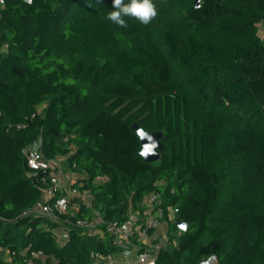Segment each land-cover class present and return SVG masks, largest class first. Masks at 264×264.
Masks as SVG:
<instances>
[{"label": "trees", "instance_id": "trees-1", "mask_svg": "<svg viewBox=\"0 0 264 264\" xmlns=\"http://www.w3.org/2000/svg\"><path fill=\"white\" fill-rule=\"evenodd\" d=\"M153 2L157 17L127 28L106 19L112 0L0 5V264H98L117 249L73 225L91 209L122 225L150 193L176 242L155 264H264V0ZM134 124L163 132L158 162ZM35 145L93 197L62 216L64 243L31 212L45 187Z\"/></svg>", "mask_w": 264, "mask_h": 264}, {"label": "built area", "instance_id": "built-area-1", "mask_svg": "<svg viewBox=\"0 0 264 264\" xmlns=\"http://www.w3.org/2000/svg\"><path fill=\"white\" fill-rule=\"evenodd\" d=\"M3 4L4 0H0V5ZM26 160L31 170L41 173L40 180L45 185L42 199L34 206L32 214L47 217L58 225H64L68 221L62 219V216L71 212L73 200H77L78 205L85 204L86 207H91L93 197L89 191L81 190L72 183L68 188L63 185L64 169L57 159L47 160L38 146H33L27 150ZM161 203L158 193H150L144 199L143 204L146 209L151 208V212H146L144 218L141 219L138 217L139 214L136 216L130 212L128 219L122 225L105 221L100 212L90 208L92 216L78 219L73 226L87 229L90 234L108 237L110 244L117 249L114 254L95 257V262L98 264H117L116 256L128 259L131 254L135 255L134 264H155L157 254L162 248L176 245L175 241H170L168 227L160 230L165 220V211ZM79 208L80 206L76 207L77 211ZM167 211L169 219L174 221V215L178 210L169 207ZM70 225L68 223V226L62 229L58 227L55 229V235L61 243L69 238ZM157 230L159 234L156 238L157 243H155L156 240H152V232ZM32 257L44 258L41 252H33Z\"/></svg>", "mask_w": 264, "mask_h": 264}, {"label": "clouds", "instance_id": "clouds-1", "mask_svg": "<svg viewBox=\"0 0 264 264\" xmlns=\"http://www.w3.org/2000/svg\"><path fill=\"white\" fill-rule=\"evenodd\" d=\"M31 3V0H28ZM112 7L114 10L110 11L106 19L116 24L121 28H127L128 23L125 17H129L137 20L140 24L145 26L149 25L158 15L156 5L153 0H128L126 3L125 0H112ZM202 7V3H197L196 8ZM71 83V81H69ZM137 135L140 139H144L148 134L143 129L137 130ZM149 139H151L149 137ZM158 145L153 141L151 146H144L141 148L139 155L142 158H147L149 155L155 154L154 149ZM181 230H186L187 225H179ZM217 257L215 255H210L208 259L202 260L201 264H215Z\"/></svg>", "mask_w": 264, "mask_h": 264}, {"label": "crops", "instance_id": "crops-1", "mask_svg": "<svg viewBox=\"0 0 264 264\" xmlns=\"http://www.w3.org/2000/svg\"><path fill=\"white\" fill-rule=\"evenodd\" d=\"M57 160L60 162V164L62 165V167L64 169V175L62 176L63 185L66 188H68L70 186L69 185L70 183H72V185H75L77 180L82 178V176L70 172L67 168H65V165L63 166V162L65 161L64 157L57 158ZM71 208H72V210H71L72 212L77 211L75 204H73ZM151 210H152L151 208H148V209L145 208L144 211L142 212V214H140L139 211L138 212H131V214L136 215V216H138V214H139L140 216H138V217L141 219V218H144V214L146 212H151ZM88 213L90 216H92L91 211H89ZM64 226H68V223L66 222V223H64V225L61 224L58 226V228L62 229V227H64ZM166 227H168V223H167V220H164L163 224L160 226V230L164 229ZM158 234H159V230L152 232V240H154V241L156 240L155 243H157L156 238H157ZM116 260H117V264H121V263H127V264L132 263V264H134L136 262L134 254H131L128 259H123V258H120L119 256H116Z\"/></svg>", "mask_w": 264, "mask_h": 264}, {"label": "water", "instance_id": "water-1", "mask_svg": "<svg viewBox=\"0 0 264 264\" xmlns=\"http://www.w3.org/2000/svg\"><path fill=\"white\" fill-rule=\"evenodd\" d=\"M26 3H29L28 0H24ZM32 2V0H31ZM200 0H196V5L197 3H199ZM138 129H142L139 127L138 124H134L132 125V130L135 131L136 135H137V130ZM144 130V129H143ZM145 131V130H144ZM148 136L144 139H140V142H141V145L142 147L144 146H151L152 142L154 141L158 146L154 149L155 151V154L153 155H149L147 158H144L147 162L149 163H155V162H158L160 160V152L164 149V146L162 144V140H163V132L162 131H157V132H153V133H150V132H147L145 131ZM138 136V135H137ZM149 137L151 139H149ZM179 230H181V228L179 227V225L181 224H186L184 222H181V221H177L176 222ZM187 225V224H186ZM181 231H186V230H181Z\"/></svg>", "mask_w": 264, "mask_h": 264}, {"label": "rangeland", "instance_id": "rangeland-1", "mask_svg": "<svg viewBox=\"0 0 264 264\" xmlns=\"http://www.w3.org/2000/svg\"><path fill=\"white\" fill-rule=\"evenodd\" d=\"M260 36L264 39V33H263V29L262 26L260 27ZM36 146V145H35ZM65 165V168H67V161L65 158V161L63 162V166ZM73 203L76 205V207H78L79 205L73 200Z\"/></svg>", "mask_w": 264, "mask_h": 264}]
</instances>
